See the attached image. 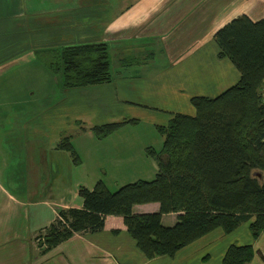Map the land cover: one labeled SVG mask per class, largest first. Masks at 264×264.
I'll return each instance as SVG.
<instances>
[{
  "label": "crops",
  "instance_id": "1",
  "mask_svg": "<svg viewBox=\"0 0 264 264\" xmlns=\"http://www.w3.org/2000/svg\"><path fill=\"white\" fill-rule=\"evenodd\" d=\"M244 15L254 21L263 19L264 0H0L2 88H8L4 83L6 79L40 80L46 75V69L54 75L59 74L47 65L45 55L66 46L106 43L111 61V50L119 49L115 43H121L118 58L125 56L123 65L132 64L116 71L112 68L113 80L109 83L64 89L69 106H80L83 112L75 115V125L84 132L82 138L89 141L87 156L84 153L80 163H74L65 149L58 148L66 138L61 140L65 136L61 134L56 145L53 141V149L49 152L39 149L37 154L31 152L30 146L36 138L35 133L29 135L27 131L18 135L22 138L19 143L26 151L21 162L13 157L10 159L8 151L1 150L0 264H222L227 249L233 244H252L255 257L250 264H264V231L258 240H254L250 222L243 223L231 234L215 230L173 257L154 259H148L137 247L123 218L116 216L107 217L104 230L77 233L50 251H44L35 243L38 232L55 223L59 209L83 207L80 188L94 189L102 179L100 171L121 168L126 159L135 160V150L128 147L131 146L129 142L134 141L131 138L135 137L123 136L124 129L135 123H127L103 139L97 138L93 132L95 126L108 123L135 119L141 124L143 118L136 117L137 112L132 111L133 115L129 117L120 109L126 105H138L148 111L153 109L151 103L130 98L145 94L168 101L191 91L189 101L195 108L194 97L215 98L238 83L240 72L229 58L219 56L220 47L215 35L233 19ZM150 59L152 65H149ZM131 60L139 66L133 68ZM148 66L150 68H146ZM97 86L106 87L104 93L107 97L97 98L102 107L92 109L83 97H92L99 91L95 90ZM11 88V94L0 90V96L10 97L5 106L0 105V110L5 109L2 113L7 115L8 121H11L12 114L15 118L16 113H25L27 119L19 122L14 119L13 126L25 130L32 111L26 105L30 98L28 101L24 99L30 95H26L30 90V97L35 96L36 87L11 85ZM109 96H117V100L111 102L107 99ZM57 108L53 106V110ZM106 108L113 109L114 114H108ZM94 111L102 114L99 123H94L97 122ZM154 111L165 113L160 108ZM174 114L178 113L172 112L165 123L153 121L149 124L159 130L160 126L168 125ZM11 122L4 128L9 129ZM162 138L164 140L163 135ZM7 140L8 145L18 143L12 140V134L5 133L0 138V145L7 146ZM146 150H136L137 158L142 160L141 168L130 183L151 181L153 176L156 177L158 164ZM49 159L54 160V165H48ZM84 160L88 162L86 165ZM91 161L97 162V170H89ZM81 168L87 169L86 173L74 177V172ZM120 174L121 178H126L130 173L115 172L116 178ZM123 180L121 183L125 184ZM159 210V203L134 207L135 213ZM177 221V213L165 214L162 218L165 226H173Z\"/></svg>",
  "mask_w": 264,
  "mask_h": 264
},
{
  "label": "trees",
  "instance_id": "2",
  "mask_svg": "<svg viewBox=\"0 0 264 264\" xmlns=\"http://www.w3.org/2000/svg\"><path fill=\"white\" fill-rule=\"evenodd\" d=\"M215 38L219 56L239 70L238 83L215 98L194 97L196 115L174 114L168 125L159 127L164 145L148 153L158 164L153 180H139L116 192L103 181L94 189L82 186L83 207L59 209L55 223L45 229L44 251L77 233L104 230L108 216L123 218L148 259L173 257L215 230L231 234L245 222H250L253 239H259L264 231V18L239 16ZM45 60L62 75L65 88L113 80L106 43L48 51ZM129 121L97 125L93 132L103 139L127 123H138ZM69 139L59 147L72 151ZM147 203H159L160 210L134 212L135 205ZM170 213H177L178 221L165 226L163 215ZM254 257L252 244H233L222 264H250Z\"/></svg>",
  "mask_w": 264,
  "mask_h": 264
},
{
  "label": "rangeland",
  "instance_id": "3",
  "mask_svg": "<svg viewBox=\"0 0 264 264\" xmlns=\"http://www.w3.org/2000/svg\"><path fill=\"white\" fill-rule=\"evenodd\" d=\"M119 45V49H112L111 50V63H112V68L114 71L119 68H125L132 66V64L128 65H123L124 63V57L121 56L118 58L117 54L120 50H122V44L121 43H115V46ZM117 56V59H116ZM130 60V59H129ZM48 61L51 62L49 59ZM149 65L153 64V61L150 59ZM152 62V63H151ZM49 63V62H48ZM131 63L134 64L133 68H136L139 66L137 63H135L133 60H131ZM151 63V64H150ZM146 68H150L149 66ZM21 74L26 76L25 72L21 71ZM10 79V78H9ZM11 80V79H10ZM6 79L5 85L8 88H2L0 87L1 92L9 93L11 94L12 86H19V88H27L31 85H34L36 87V92L35 96H32L31 90L26 92V95L30 94L29 96L25 97L24 100H27L30 98V102L26 103V105L30 106L32 113L30 114V118L26 120L27 126L26 128L28 129H18L14 126V119L15 121L19 122L23 119H25L27 116L26 114H15V118L12 114V119L11 121L7 120V115L5 116L2 111L5 109L0 110V121H3V123L0 122V129L2 132H0V138L5 136V133H10L12 134V140L17 141L18 143L8 145L9 140H7V146L6 145H0V153L1 150H7V154L10 159L15 158V161L18 159L21 162V158L25 156V148L23 147L24 145H21V140L22 138H18V135H21L24 132L29 131V135H31L32 132L35 133V139L32 141L31 146V152H36L40 150H46L49 152V150L53 149L52 143L54 141V144H57V137L61 135H65L61 138V140L64 137L71 136L72 140H70V143L72 145V151L66 150L71 156L72 160L74 163H80L81 158H83V154L85 153V157L87 156L86 150L87 148V143L89 141L82 136L84 135V132H82L78 125H75V115L79 114L82 115L83 112L81 111L80 106H75V105H70L69 106V101L67 100V95L65 94V87L63 84V79L61 74H56L54 75L52 72L48 71L46 69V75L43 76L40 80H33V81H10ZM92 88V87H90ZM106 87L102 86H97L95 90H99L98 92H95L94 95L91 96H85L83 97L84 100H86L89 104L92 105V109H96L98 107H102L101 101L98 99H104V97H107V95L104 93ZM75 92V91H73ZM186 95L180 98L173 97V99L162 101V98H154L153 96H147L145 94H140L138 96H133L130 98L133 101L136 102H144V103H151V108L150 110H146L145 108L138 106V105H133L129 106L126 105L122 107L120 110H123L126 115L129 117L132 116L133 112H137L138 116L140 119L143 118V121L141 124L134 125L132 126H127L126 129H124L123 136L126 137H135L131 138L134 141L129 142L131 146H128L130 149L135 150V154L133 157H135V160L130 161L126 159L125 164H122L120 167L121 168H113V170L118 173H124L128 175L126 178H121L122 175L120 174L118 178H116L115 172L113 170H108V171H100V175H102V179L100 181H103L105 185L113 192H116L120 190L122 187L125 185L131 184L130 182L135 179L136 175L139 174V169L141 168V161L140 159L137 158L136 155V150L140 152V149H147V155L153 159L148 153L151 149H154L156 151H160L164 145V140L162 138V135L160 131L155 128L149 123L155 121L158 123H165L169 116L172 114V112H177V113H183V114H188V115H195L196 111L195 108L190 104V95H192V92H185ZM187 94L189 95L187 99ZM10 97H4L0 96V105L5 106L8 102ZM98 98V99H97ZM111 102H114L117 100V96L111 97L109 96L107 98ZM70 100H73L71 97ZM28 101V100H27ZM10 105V104H9ZM53 106L59 107L56 110H53ZM72 107V111L70 112V109ZM156 108H160L164 110V115L161 113H157L154 110ZM21 109V108H20ZM19 109V110H20ZM25 109V108H24ZM21 112L23 110H20ZM106 111L108 114H114L113 109H108L106 108ZM133 111V112H132ZM95 112V111H94ZM88 114V113H87ZM86 114V115H87ZM95 114L97 115V122L94 123H99L101 121V113L98 112ZM93 114V115H95ZM27 119V118H26ZM74 121V123L72 122ZM11 122V127L9 129H5L4 127L7 126ZM101 124V123H100ZM136 126V127H135ZM39 130V131H38ZM61 134V135H60ZM24 135V134H22ZM118 136V135H116ZM32 138V137H31ZM82 138V140H81ZM20 141V143H19ZM63 141V140H62ZM62 143V142H61ZM127 144V141L125 142ZM108 145V143H107ZM112 145V143H111ZM26 147H28L26 145ZM59 148V146H58ZM96 148V146H95ZM16 163V162H15ZM48 165H54V160H48L47 161ZM84 163L86 165V162L84 160ZM97 162H90V171H95L97 170L96 167ZM0 168L1 162H0ZM87 169L81 168L80 170H77L74 172V177L79 175L85 174ZM131 171V172H130ZM124 179V180H123ZM154 179V176H153ZM80 180H83L80 178ZM125 181V184H122L121 181ZM150 181V180H148ZM137 182V181H135ZM134 183V182H133ZM136 206V205H135ZM243 230V228L241 229ZM46 235L45 229H41L37 236L35 237V243L41 247L44 250V246H42V242L44 241V237Z\"/></svg>",
  "mask_w": 264,
  "mask_h": 264
},
{
  "label": "built area",
  "instance_id": "4",
  "mask_svg": "<svg viewBox=\"0 0 264 264\" xmlns=\"http://www.w3.org/2000/svg\"><path fill=\"white\" fill-rule=\"evenodd\" d=\"M262 94H263V98H264V87H263V90H262Z\"/></svg>",
  "mask_w": 264,
  "mask_h": 264
}]
</instances>
